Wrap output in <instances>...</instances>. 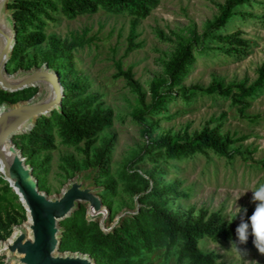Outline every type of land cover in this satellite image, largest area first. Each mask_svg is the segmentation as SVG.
I'll list each match as a JSON object with an SVG mask.
<instances>
[{
  "label": "rangeland",
  "instance_id": "obj_1",
  "mask_svg": "<svg viewBox=\"0 0 264 264\" xmlns=\"http://www.w3.org/2000/svg\"><path fill=\"white\" fill-rule=\"evenodd\" d=\"M225 1L158 0L149 16L139 20L127 12L113 14L103 9L74 19L61 12L52 13V19L43 18L45 41L26 50L16 64L8 65L7 71L14 74L52 60L54 69L79 79L85 87V96L79 101L97 97L103 108L113 111L114 117L113 126L98 134L89 157L82 153L83 143L67 146L58 136L54 150L23 156L27 165L43 174L38 178V185L43 187L40 191L57 197L72 179L90 175L84 183L110 209L108 226L118 215L130 212L127 217L133 216V212L155 202L152 198L140 201L146 191L140 192L143 185L129 179L131 172L149 181V191L173 185L179 195L166 197V208L180 214L191 212L197 217L202 211L219 213L229 223L235 202L242 209L255 208L251 190L264 184V85L251 96L243 97L240 105L234 100L240 90L232 86H252L264 63V0L237 7L236 15L225 27L209 29ZM236 32L248 42L243 49L235 47L240 51H232L228 43L219 39ZM130 37L139 48L127 52ZM191 41H195V46L191 47L189 67L172 80L166 66ZM67 46H72L70 51L63 52ZM120 70H131V79L119 75ZM155 79L164 83L160 90L167 94L168 101L162 111L137 119V114L152 103L150 88ZM214 82L227 88L228 94L208 92ZM37 91V87H28L12 97L0 96V107L26 101ZM204 128H217L221 135L242 140L230 147L232 158L209 151L207 155L196 153L182 160L161 157L151 160L144 156L136 161L149 142L164 137L190 140ZM110 141L113 147L107 175L98 177L97 168L91 165L96 151ZM5 186L9 185L0 176V196H4L0 209L11 211L22 207L13 190L12 194L5 193ZM82 206L87 212L86 206ZM24 215L21 226L27 220ZM82 221L94 232L101 230L99 221H89L86 214ZM180 246L179 243L171 248L159 246L144 252V263L190 264L188 260L180 261ZM198 247L202 252L217 254L225 264H264V254L253 244L237 248L229 242L203 239ZM91 252V246L79 244L61 253L91 257ZM0 257L6 261L10 256Z\"/></svg>",
  "mask_w": 264,
  "mask_h": 264
},
{
  "label": "trees",
  "instance_id": "obj_2",
  "mask_svg": "<svg viewBox=\"0 0 264 264\" xmlns=\"http://www.w3.org/2000/svg\"><path fill=\"white\" fill-rule=\"evenodd\" d=\"M253 1L256 0H226L221 6L219 16L209 25V29L218 30L225 27L236 15L237 7ZM156 5H158V0H14L8 4V9L15 22L16 45L6 70L8 65L16 64L18 59H22L26 50L35 48L45 41L42 32L43 18L52 19V13L61 12L65 17L74 19L82 15L95 14L103 9L113 14L127 12L135 20H139L147 18L151 9ZM239 35L240 32H236L219 39L228 43L232 51H240L235 47L243 49L247 47L248 42L240 38ZM193 46H195V41L189 42L167 64L166 73L172 80L186 73ZM71 47L67 46L62 51L68 53ZM138 48L139 46L135 45L130 37L127 52ZM46 64L49 69L59 74L64 95L62 109L54 110L47 116H41L30 133L14 136L12 141L21 151L22 156H26L29 153L39 154L54 150L56 148L55 137L58 136L67 146L77 147L83 143L82 153L89 157L92 147L97 142L98 134L113 126L114 113L111 109L103 108L97 97H88L84 101H79V98L85 96V87L82 86L80 80L72 79L68 74L62 75L59 70L54 69L52 60ZM30 69H32L31 66L22 70ZM118 74L131 79V70L127 72L120 70ZM163 84L160 79H155L152 82L150 88L152 103L137 114V119L164 109L168 99L166 98L167 94L160 90ZM263 85L264 63L259 68L258 79L252 86L246 87L243 84L232 86L240 90L239 95L234 97L235 102L239 105L242 104L243 97L251 96ZM207 91L223 95L229 92L218 82L209 86ZM17 94V92L9 93L0 89L2 98ZM11 104L16 103L12 102ZM238 141L242 140L234 139L229 134L221 135L217 128H204L190 140L173 141L164 137L149 142L136 161L139 162L144 156H148L151 160H155V157L182 160L196 153L207 155L209 151L232 158L234 153L229 151L230 147ZM112 147L113 142L110 141L96 151L95 162L91 167L97 168L98 177L107 175L109 153ZM153 151L157 152L153 154ZM235 153L243 156L240 151ZM244 159L249 160L246 157ZM26 164L28 163L26 162ZM33 175L39 183L38 178L43 174H40L37 168H33ZM128 176L130 180H137L143 185L140 192L146 191V195L140 201L152 198L155 201L153 205L140 208L135 215L123 219L113 232L105 234L101 230L94 232L85 221H82L86 211L80 204L71 216L59 224L62 233L60 235V253L69 247L82 244L92 247L91 257L94 258L96 264H145L144 252H151L159 246L171 248L179 243L181 244L180 261L188 260L190 264H225L220 261V256L217 254L202 252L198 247L199 242L203 239H209L212 242H229L237 248L253 244L251 236L245 244L233 243L236 241V227L247 218L243 214L229 223L224 222L219 213L208 214L206 211H202L197 217H193L191 212L180 214L166 208L168 202L166 197L179 195L173 185L149 191V181L146 178L137 172H131ZM38 187L39 190H43L42 186L38 185ZM4 191L6 194L13 193L9 186H5ZM3 197L0 196V205ZM253 210L254 208L248 209L247 215H251ZM24 213L25 210L20 206L14 207V210L11 211L0 209V240H7L11 236L12 228L25 220ZM86 239L89 242H86ZM3 258L0 257V264H6Z\"/></svg>",
  "mask_w": 264,
  "mask_h": 264
},
{
  "label": "water",
  "instance_id": "obj_3",
  "mask_svg": "<svg viewBox=\"0 0 264 264\" xmlns=\"http://www.w3.org/2000/svg\"><path fill=\"white\" fill-rule=\"evenodd\" d=\"M13 1L0 0V89L14 93L37 87L38 92L29 100L0 107V176L9 182L27 218L22 226L13 227L14 231L7 240L0 241V256H10L4 260L6 264L10 261L15 264H96L89 255L59 252L60 222L83 204L87 208V219L99 221L101 231L108 234L131 213L118 215L108 226L111 211L103 205L95 190L84 183L90 175L72 179L57 197L39 190L33 169L26 164L27 159L12 139L30 133L41 116L62 109L63 87L59 74L47 64L18 70L14 74L6 70L16 45L15 22L11 12L7 13L8 4Z\"/></svg>",
  "mask_w": 264,
  "mask_h": 264
},
{
  "label": "clouds",
  "instance_id": "obj_4",
  "mask_svg": "<svg viewBox=\"0 0 264 264\" xmlns=\"http://www.w3.org/2000/svg\"><path fill=\"white\" fill-rule=\"evenodd\" d=\"M252 191V200L256 206L251 215H247V210L234 203L233 213L229 221L236 219L240 215L247 218L242 220L236 227V241L240 244L247 243L249 237H252V243L260 254H264V184H258ZM239 196L237 197V199Z\"/></svg>",
  "mask_w": 264,
  "mask_h": 264
},
{
  "label": "bare ground",
  "instance_id": "obj_5",
  "mask_svg": "<svg viewBox=\"0 0 264 264\" xmlns=\"http://www.w3.org/2000/svg\"><path fill=\"white\" fill-rule=\"evenodd\" d=\"M8 182V181H7ZM8 184H9V182H8Z\"/></svg>",
  "mask_w": 264,
  "mask_h": 264
}]
</instances>
